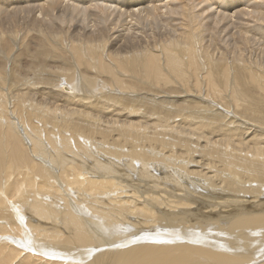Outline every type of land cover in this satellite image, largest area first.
<instances>
[{
  "label": "bare ground",
  "instance_id": "6f19581e",
  "mask_svg": "<svg viewBox=\"0 0 264 264\" xmlns=\"http://www.w3.org/2000/svg\"><path fill=\"white\" fill-rule=\"evenodd\" d=\"M44 1L0 0V264H264L263 37Z\"/></svg>",
  "mask_w": 264,
  "mask_h": 264
},
{
  "label": "rangeland",
  "instance_id": "374dc122",
  "mask_svg": "<svg viewBox=\"0 0 264 264\" xmlns=\"http://www.w3.org/2000/svg\"><path fill=\"white\" fill-rule=\"evenodd\" d=\"M43 1L44 0H42V1L39 0V2H42V3H43ZM242 1H244V0H242ZM249 1H251V0H249ZM45 2H46V0L44 1V3ZM209 2L210 1H206V0H205V2H203L202 0H160L159 2H157V4L162 5L164 3H167L168 7L176 9L178 11H181L182 8L186 9L188 6L193 4L195 6L194 13H198V11L201 9H203L205 11V12L203 11V17L209 18V20L206 22L207 26H212V24L214 22L212 20V16L214 17V16H216V14H217L218 18L223 17L218 26L225 24L226 21L229 20V17H227V16H230L232 21H238L239 20V21H243L247 24H250L251 26H243V28L249 29L252 34H256V36H255L256 38L263 37V39H264V35H263L264 25L260 24L259 22H254L251 19L250 15H243L242 13H240L239 10H241V9L246 10L245 5L240 3V0H219V1L218 0H212L210 2L212 4H209ZM251 2L253 3V1H251ZM217 5H224V6H218L217 7ZM2 7L4 8L5 5H3ZM205 9H208V10L206 11ZM218 26H217V28H218ZM217 28L213 26V28H211L210 31L212 32V35L215 37L216 43L222 45L223 42L221 41V37L223 34L221 36H219L216 33ZM227 59L228 60L230 59L229 55L227 56ZM125 118L126 117L124 116L122 119H125Z\"/></svg>",
  "mask_w": 264,
  "mask_h": 264
}]
</instances>
